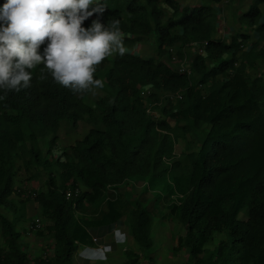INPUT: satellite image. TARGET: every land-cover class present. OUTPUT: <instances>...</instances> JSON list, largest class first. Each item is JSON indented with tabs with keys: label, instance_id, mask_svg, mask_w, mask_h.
<instances>
[{
	"label": "trees",
	"instance_id": "trees-1",
	"mask_svg": "<svg viewBox=\"0 0 264 264\" xmlns=\"http://www.w3.org/2000/svg\"><path fill=\"white\" fill-rule=\"evenodd\" d=\"M197 1L106 0L101 22L120 19L125 47L153 35L157 57H107L94 74L104 82L94 105L83 100L89 92L40 80L42 66L29 88L0 101V264H75L79 245L92 244V223L121 221L151 264L158 215L184 230L175 250L186 248L188 264H264V0H251L236 17L241 30L225 39L216 37L224 0ZM186 48L189 74L170 63V49L182 60ZM63 120L91 127L60 148ZM39 142L48 145L45 156ZM18 169L31 181L46 172L44 190L20 202L33 200L43 226L29 231L52 242L47 257L29 259L14 219L1 211L18 209ZM129 182L142 184V197L124 189ZM88 208L99 219L80 222L76 213ZM123 254L116 264H141L136 251Z\"/></svg>",
	"mask_w": 264,
	"mask_h": 264
},
{
	"label": "clouds",
	"instance_id": "clouds-1",
	"mask_svg": "<svg viewBox=\"0 0 264 264\" xmlns=\"http://www.w3.org/2000/svg\"><path fill=\"white\" fill-rule=\"evenodd\" d=\"M106 0H3L0 3V101L7 93L31 86L32 70L41 67L40 80L48 76L73 94L102 89L94 78L107 57L125 54L120 19L101 22ZM95 14L88 27L84 22ZM46 70V71H45ZM126 234L115 231L116 244ZM111 245L79 251L87 264L106 261Z\"/></svg>",
	"mask_w": 264,
	"mask_h": 264
},
{
	"label": "rangeland",
	"instance_id": "rangeland-1",
	"mask_svg": "<svg viewBox=\"0 0 264 264\" xmlns=\"http://www.w3.org/2000/svg\"><path fill=\"white\" fill-rule=\"evenodd\" d=\"M251 0H228L227 2H223L219 5V28L217 31V38H227L232 33H237L241 30L238 22H237V15L239 13L245 11L249 5ZM87 24H90L88 22ZM126 50H130L129 52H135L144 58H156V41L153 35L143 39L136 45L132 47H125ZM175 54V49L173 53ZM191 54V50L187 49L185 51V56L188 59ZM179 60V59H177ZM177 60H173L171 58V64L174 67H177ZM264 71V65H262L258 72ZM103 91L100 89L95 90V94L93 95L91 92L88 93L86 97H84V102L89 105H94L95 100L98 96H102ZM262 110L264 111V100L261 103ZM91 127V124H88L84 121H80L74 127L72 123L68 121H61L59 131L57 133V147L60 148H67L72 145L76 140L81 139L87 130ZM192 145L193 147L198 144L199 137L196 136L194 133L190 134ZM52 135L48 137L50 139ZM42 154L45 156V152L48 148L46 143L39 142ZM183 143H178L175 146V153L177 158H179L183 163H186V158L184 154H182ZM56 153V152H55ZM58 153V151H57ZM27 173L23 169H18L16 172V185L17 189L21 190L19 194L15 197V203L17 204V208L14 212H10L4 209L1 211L11 219L15 221V228L20 232V245L22 249L26 252L29 259H34L38 256H48L52 251V242L47 239L37 238L33 232L29 231V226L33 223L36 227V224L39 223V227L43 226V222L40 217L37 215L33 200L28 199L27 201L20 202L22 199H25L26 194L31 190H44V178L46 176L45 171H41L37 179L29 180L27 179ZM142 184H132L129 182L126 187L124 188L126 191L131 193L134 197H142ZM122 189V190H124ZM114 193V192H113ZM148 193V192H147ZM21 194V195H20ZM118 196L124 194L123 191H119ZM121 194V195H120ZM148 196L151 197L150 193ZM166 202H162L159 206L161 208V213L167 212ZM25 208V210H24ZM78 220H92L95 222L99 219L100 212L99 210L92 208H88L83 211H79L76 213ZM244 218V211L240 212L239 218ZM121 222H116L111 225L106 226H98L95 223H92L90 232L91 236L94 237L92 239V244L87 247L97 248L99 245L107 246L111 245L112 252L108 254V259L106 261H97L96 264H116L118 263L121 258H123L124 250L132 249L136 251L140 256V263L141 264H148L147 255L139 249L136 244L134 243L132 237L128 234L126 225ZM38 228V227H37ZM115 231H121L126 234V240L122 244H116L113 239V235ZM184 230L174 223L170 218H163L161 215H158L155 218V222L153 225V230L151 232L152 238V246L150 249V253L148 255L151 258V264H188V252L184 246L178 248V238L183 236ZM219 237L216 236L215 240ZM4 246L3 238L0 229V248ZM214 244L209 245V248H213ZM84 248L83 245H79L78 250L74 253L73 261L75 264H87L85 261H81L79 259V251ZM175 250V251H174ZM102 262V263H100Z\"/></svg>",
	"mask_w": 264,
	"mask_h": 264
},
{
	"label": "built area",
	"instance_id": "built-area-1",
	"mask_svg": "<svg viewBox=\"0 0 264 264\" xmlns=\"http://www.w3.org/2000/svg\"><path fill=\"white\" fill-rule=\"evenodd\" d=\"M192 46H194L197 50H198V53H201L202 52V46H196V45H193L191 44ZM173 50L174 49H170V52H171V58L173 60H177L178 57L176 56V53L175 54H172L173 53ZM187 50V48L185 49ZM187 58L186 56H184V58L182 60H177V68L178 70L180 71H183V72H187L188 74L190 73V69L188 68V64H187ZM148 111L150 112V110L148 109ZM70 195V192H67L66 196L68 197ZM36 227H39V223L36 224ZM99 247H102L101 245H99Z\"/></svg>",
	"mask_w": 264,
	"mask_h": 264
},
{
	"label": "crops",
	"instance_id": "crops-1",
	"mask_svg": "<svg viewBox=\"0 0 264 264\" xmlns=\"http://www.w3.org/2000/svg\"><path fill=\"white\" fill-rule=\"evenodd\" d=\"M181 3L185 4V3H191V4H196L198 1L197 0H179ZM228 0H224V2H227ZM234 2V0H231ZM92 239H94V237H92Z\"/></svg>",
	"mask_w": 264,
	"mask_h": 264
}]
</instances>
